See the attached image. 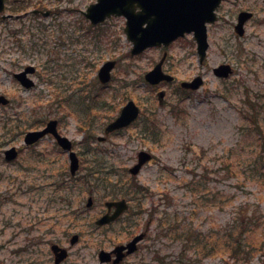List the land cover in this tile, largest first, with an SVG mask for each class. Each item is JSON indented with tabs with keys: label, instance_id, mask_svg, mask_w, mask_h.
I'll use <instances>...</instances> for the list:
<instances>
[{
	"label": "rangeland",
	"instance_id": "rangeland-1",
	"mask_svg": "<svg viewBox=\"0 0 264 264\" xmlns=\"http://www.w3.org/2000/svg\"><path fill=\"white\" fill-rule=\"evenodd\" d=\"M95 1H6V13L19 4L56 14L0 19V93L10 99L0 104V264H55L53 243L69 251L59 264H112L99 251L141 232L119 264H264V0L222 2L203 61L192 33L132 54L124 16L97 25L85 16ZM242 10L253 16L239 35ZM165 51L174 80L151 85L145 74ZM111 59L102 83L98 71ZM221 64L229 76L215 73ZM27 65L37 69L29 89L14 77ZM197 76L199 88L181 85ZM130 99L138 119L99 141ZM52 118L73 141L74 175L52 135L25 145V133ZM11 146L20 153L8 161ZM141 150L153 157L132 175ZM123 196L129 209L97 225L105 201ZM174 222L181 228L171 231Z\"/></svg>",
	"mask_w": 264,
	"mask_h": 264
},
{
	"label": "water",
	"instance_id": "water-1",
	"mask_svg": "<svg viewBox=\"0 0 264 264\" xmlns=\"http://www.w3.org/2000/svg\"><path fill=\"white\" fill-rule=\"evenodd\" d=\"M222 0H97L90 4L85 11V15L92 23L104 21L111 15H124L127 19L125 31L128 38L133 42L131 52L137 54L150 46L169 45L173 40L186 33L193 32L197 41L198 54L201 61L204 60L208 42V22H215L218 18L216 9ZM4 9V0H0V10ZM49 11H46L47 15ZM252 16L250 11H241L236 30L243 34L245 22ZM166 56V55H165ZM165 56L155 67L145 74V78L152 84H157L161 80H172L171 74L162 71V63ZM116 60H107L102 64L98 71V77L105 83L111 78V70L115 66ZM32 65L26 69L15 73V77L25 88L34 86V80L28 73L34 72ZM232 69L228 64H222L215 68L216 74L228 76ZM203 82L200 76L191 81H183V87L196 89ZM165 91L159 92L160 103L163 101ZM10 99L0 93V104H8ZM140 108L134 100H129L121 109L120 114L105 127V133L125 127L132 123L139 115ZM58 120L51 119L40 129L29 130L25 134L26 144H33L47 134H52L58 143L66 150H70L71 172L74 174L79 167V159L74 150H72V141L61 134L57 128ZM106 136H99V140H104ZM18 155L16 146H11L5 150V157L8 160L14 159ZM152 158V154L146 150L139 152V159L136 164L130 167V172L134 175L140 172L142 166ZM92 197H89L87 205H92ZM108 212L97 219V224H106L116 220L125 210L128 209L126 198L118 200H108L105 202ZM114 208L113 212H110ZM145 233L141 232L126 244H118L112 250L101 249L99 259L101 262L112 261L113 264H119L125 256L133 253L138 248V242L143 239ZM79 238L74 234L71 243L74 244ZM51 249L55 255V264H59L68 256V249L53 243ZM112 254L116 256L112 258Z\"/></svg>",
	"mask_w": 264,
	"mask_h": 264
},
{
	"label": "flooded vegetation",
	"instance_id": "flooded-vegetation-1",
	"mask_svg": "<svg viewBox=\"0 0 264 264\" xmlns=\"http://www.w3.org/2000/svg\"><path fill=\"white\" fill-rule=\"evenodd\" d=\"M6 1L7 0H5V3H6ZM14 1L22 2L23 0H14ZM224 1H229V0H224ZM224 1H222V2H224ZM15 6H16V8H14V10L11 13H6L5 10L0 12V19L1 20L3 19V21L15 19V18L20 20V19H25L27 17H30V19H31V18H34V16H36V15H38L39 17L44 15L45 10L50 11V14L48 16H52V15L56 14L55 9H49V8L45 9V8H43V6L42 7H34V8H31L30 10L28 8H25V7H27V5H20L19 6V4H16ZM238 16H239V13H238ZM218 17L220 18L219 15H218ZM164 47H166V46H164ZM165 53L168 55L167 51H165L163 53L162 57L164 56ZM166 58H167V56H166ZM166 58H165V61H166ZM165 61H164V63H165ZM163 66H164V64H163Z\"/></svg>",
	"mask_w": 264,
	"mask_h": 264
},
{
	"label": "trees",
	"instance_id": "trees-1",
	"mask_svg": "<svg viewBox=\"0 0 264 264\" xmlns=\"http://www.w3.org/2000/svg\"><path fill=\"white\" fill-rule=\"evenodd\" d=\"M136 187H137V189H141V186H139V185H136ZM127 194H129V192H127ZM175 223V222H174ZM175 224H177L176 226H174V227H170V226H167L169 229H171V231H176V230H178V227L181 225V224H179L178 222L177 223H175ZM179 228H181V227H179ZM184 232V231H183ZM236 248H239L238 247V245L236 246ZM236 252L238 251L237 249H234Z\"/></svg>",
	"mask_w": 264,
	"mask_h": 264
}]
</instances>
